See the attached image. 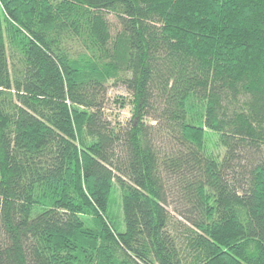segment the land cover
<instances>
[{
	"label": "trees",
	"instance_id": "1",
	"mask_svg": "<svg viewBox=\"0 0 264 264\" xmlns=\"http://www.w3.org/2000/svg\"><path fill=\"white\" fill-rule=\"evenodd\" d=\"M0 264H264V0H0Z\"/></svg>",
	"mask_w": 264,
	"mask_h": 264
},
{
	"label": "rangeland",
	"instance_id": "2",
	"mask_svg": "<svg viewBox=\"0 0 264 264\" xmlns=\"http://www.w3.org/2000/svg\"><path fill=\"white\" fill-rule=\"evenodd\" d=\"M112 26H113V32H116L119 29L118 26V21L114 18V16H110L109 17ZM118 96H124V97H128V93L126 92V90L124 88H122V86H114L111 85V87L109 88V92H108V100H107V113L110 119L112 120H118L122 123H127L131 117H132V112H131V108L130 106H127L125 109H120L119 105H116L114 103V100L116 97ZM117 115H119V117H116ZM249 213H250V217H251V212L249 209ZM254 226L258 227L257 222H254Z\"/></svg>",
	"mask_w": 264,
	"mask_h": 264
}]
</instances>
